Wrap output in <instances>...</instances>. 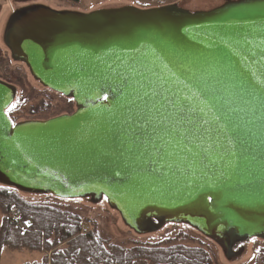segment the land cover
<instances>
[{
  "label": "water",
  "instance_id": "water-1",
  "mask_svg": "<svg viewBox=\"0 0 264 264\" xmlns=\"http://www.w3.org/2000/svg\"><path fill=\"white\" fill-rule=\"evenodd\" d=\"M0 42L42 89L75 106L72 114L13 124L7 111L18 88L0 79L1 187L104 202L140 238L187 227L227 263L243 259L251 241L264 242V0L87 12L29 3L6 16ZM130 63L154 69L190 98L208 122L210 162L160 178L120 146L111 69Z\"/></svg>",
  "mask_w": 264,
  "mask_h": 264
},
{
  "label": "trees",
  "instance_id": "trees-1",
  "mask_svg": "<svg viewBox=\"0 0 264 264\" xmlns=\"http://www.w3.org/2000/svg\"><path fill=\"white\" fill-rule=\"evenodd\" d=\"M52 1L74 6L81 2ZM160 1L139 0L132 4L152 8ZM29 113L55 115V104L50 99L41 100ZM13 207L23 214L24 231L16 228L8 218ZM0 212L4 216L0 229V253L5 248L13 252L42 253L43 260L35 264H219L202 239L185 232L157 243L144 242L140 238L117 242L96 226L89 233L82 234L81 224L85 217L79 210L67 204L31 201L15 190L1 186ZM252 264H264V247L256 251Z\"/></svg>",
  "mask_w": 264,
  "mask_h": 264
},
{
  "label": "snow or ice",
  "instance_id": "snow-or-ice-1",
  "mask_svg": "<svg viewBox=\"0 0 264 264\" xmlns=\"http://www.w3.org/2000/svg\"><path fill=\"white\" fill-rule=\"evenodd\" d=\"M111 71L119 81V116H114L113 123L121 147L160 178L211 161L208 122L189 106V97L173 91L152 68L130 63Z\"/></svg>",
  "mask_w": 264,
  "mask_h": 264
},
{
  "label": "rangeland",
  "instance_id": "rangeland-1",
  "mask_svg": "<svg viewBox=\"0 0 264 264\" xmlns=\"http://www.w3.org/2000/svg\"><path fill=\"white\" fill-rule=\"evenodd\" d=\"M34 1L49 4L56 9H74L82 12L91 11L108 4H132L134 2H139V0H81L79 5L74 6L70 3L59 1L55 2L52 0H0V33L6 16L13 11V8L15 6H23L31 2L33 3ZM178 1L180 0H161L160 2H158L156 7L173 4ZM213 2L214 0H199L200 5H209ZM1 46L2 44L0 42V47ZM6 51L7 50L4 47L3 50L0 48V79L7 83L17 86L18 88V95L13 104L16 105V107L11 111L8 110L7 113L11 121L15 123L23 122L29 121L31 118L48 120L57 116H61V114L66 111L71 112V114L74 112L75 106L72 101L65 99L62 96L55 94L49 90L42 89L37 83L32 80L31 76L29 75V72L23 65L15 64L10 60L9 52ZM44 99H50L52 103L55 104L56 113L54 114L56 116H48L46 114H44L43 116L30 115L29 111H31V108ZM25 197L31 201H49L59 204H67L68 207L79 210L83 217L88 218L92 221V227L90 231L94 229V226H96L97 229L101 230L107 236L113 238L117 242H127L128 240H135L140 238L135 236L131 231L124 228L121 224L119 216L116 213L112 212L108 208L107 204L104 202L100 205L92 206L82 201H63L57 200L52 197ZM1 219L2 215L0 213V225ZM179 232H185L196 239H202L204 243L211 249L213 255L218 258L219 264H252L256 256V251L259 248L264 247V242L254 240L248 246L247 254L243 259L237 262L227 263L224 260L218 247H216L212 242L203 238L193 230L184 226L169 225L163 231L156 235L142 237L140 239H142V241L144 242L147 241L157 243L172 238L176 236ZM41 257L42 255H40V253L33 254L26 251L11 252L5 250L0 255V264H30V262L32 261H40Z\"/></svg>",
  "mask_w": 264,
  "mask_h": 264
},
{
  "label": "built area",
  "instance_id": "built-area-1",
  "mask_svg": "<svg viewBox=\"0 0 264 264\" xmlns=\"http://www.w3.org/2000/svg\"><path fill=\"white\" fill-rule=\"evenodd\" d=\"M8 218L16 228H18L22 231L25 230V226L23 223V214H22L20 209L15 208V207L12 208L9 211ZM81 227H82V231H81L82 234L88 233L92 227V221L88 218H84L82 220Z\"/></svg>",
  "mask_w": 264,
  "mask_h": 264
},
{
  "label": "crops",
  "instance_id": "crops-1",
  "mask_svg": "<svg viewBox=\"0 0 264 264\" xmlns=\"http://www.w3.org/2000/svg\"><path fill=\"white\" fill-rule=\"evenodd\" d=\"M42 3V2H39V1H34L33 3ZM32 3V2H31ZM1 213V212H0ZM1 215H2V213H1ZM3 219H4V216L2 215V219H1V225H0V229H1V227H2V225H3ZM5 250H8V249H3L2 251H1V253H0V255L3 253V251H5ZM8 251H10V250H8ZM11 252H13V251H11ZM16 252H18V251H16ZM22 252H24V251H22ZM27 252V251H26ZM29 253H33V254H36V253H39V252H29ZM40 255H42V257H41V260L40 261H32V262H30V264H35V263H40L42 260H43V257H44V255L42 254V253H40Z\"/></svg>",
  "mask_w": 264,
  "mask_h": 264
},
{
  "label": "flooded vegetation",
  "instance_id": "flooded-vegetation-1",
  "mask_svg": "<svg viewBox=\"0 0 264 264\" xmlns=\"http://www.w3.org/2000/svg\"><path fill=\"white\" fill-rule=\"evenodd\" d=\"M2 50H3V47L1 46L0 47ZM7 52V51H6ZM0 55H1V53H0ZM13 85V84H12ZM17 87V86H16ZM8 112V111H7ZM66 114H71V112H69V111H66V112H64V113H62L61 115H66ZM30 120H40V119H38V118H31ZM17 123V122H16ZM251 243V242H250ZM250 243H249V245H250Z\"/></svg>",
  "mask_w": 264,
  "mask_h": 264
}]
</instances>
